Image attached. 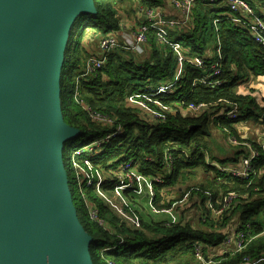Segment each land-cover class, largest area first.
Returning <instances> with one entry per match:
<instances>
[{
    "label": "trees",
    "instance_id": "1",
    "mask_svg": "<svg viewBox=\"0 0 264 264\" xmlns=\"http://www.w3.org/2000/svg\"><path fill=\"white\" fill-rule=\"evenodd\" d=\"M248 2L264 21V0ZM165 4V0H94V14L83 13L76 17L67 36L64 63L60 70V113L65 126L78 130L86 138L80 146L87 145L109 129L92 122L82 111L78 99L92 111L116 118L125 130L123 135L107 143L100 154L90 157L94 167L111 176L101 187L105 193L114 189L116 183L111 180L118 172L119 164L131 162L142 177L150 180L162 178L163 185L152 183L155 192L152 205L158 211H169L176 200L171 204H159L156 195L162 198L161 194L167 186L177 182L183 184L192 174L189 173L191 171L202 170L203 176L211 174L200 185L189 189L187 200L195 207L204 206L206 220H200L201 227L198 228L185 222L169 226L146 223L140 229H130L103 206L96 192L91 195V188L84 187L85 183H82L79 186L81 199L84 201L85 196L98 208L99 217L105 219L115 231L110 234L109 227L102 228L90 220L88 207H77L73 203L80 225L88 236H95L89 244L92 264H198L194 245L201 247L202 257L207 260L212 256L210 253L207 255V252L222 244L224 234L220 230L227 224H238L250 240L240 253L214 257V264H242L245 256L259 261L264 258V157L255 164L256 172L260 170L259 177L247 187L246 180H233L211 166L206 161L203 147L198 143L200 136H210L211 123L225 129L228 138L233 136L237 140L239 133L235 125L239 122L264 126V95L250 92L243 94L237 89L239 84L252 80L264 84V48L241 26L225 19L230 14L221 0L213 4L209 0H197L192 8V26L166 32L167 40H180L178 51L169 44L159 43L157 32L150 29L147 33L148 42L152 45L149 59L140 61L133 52L116 49L106 53V62L96 72L97 75L85 76L76 83L77 78L84 75L85 62L89 57L81 46L87 28L94 30L90 36L95 41L97 37L99 39L119 30L121 23H126L125 20L139 24L143 20L137 15L139 8L155 9L160 6L165 12ZM216 20L224 53L223 73L216 78L220 82L218 86L200 83L205 71L187 62L193 57L207 59L206 64L211 62L214 52L210 57L207 50L216 45L217 33L212 23ZM180 55L183 58L181 62ZM178 65L181 66L182 74L174 85L175 92L160 93L158 89L161 86L174 80ZM138 95L146 96L142 98L146 102V111L157 114L158 119L147 117L128 104L129 98L137 99ZM224 101L237 105V120L214 118ZM199 104L209 105V112L200 117L181 116V108ZM69 144L70 141L63 144L64 163L70 158L72 149L80 147L70 148ZM166 154L173 159V171L170 174L165 171ZM231 160L220 164L225 165ZM237 160L228 163L236 165ZM254 189H258V193H254ZM227 193L247 195L248 198L237 201L233 209L223 214L221 222H216L205 208V202L210 199L214 204ZM218 195L220 197L216 200ZM119 236L124 239L122 244H117Z\"/></svg>",
    "mask_w": 264,
    "mask_h": 264
},
{
    "label": "water",
    "instance_id": "2",
    "mask_svg": "<svg viewBox=\"0 0 264 264\" xmlns=\"http://www.w3.org/2000/svg\"><path fill=\"white\" fill-rule=\"evenodd\" d=\"M94 0H0V264H92L63 165L68 33Z\"/></svg>",
    "mask_w": 264,
    "mask_h": 264
},
{
    "label": "built area",
    "instance_id": "3",
    "mask_svg": "<svg viewBox=\"0 0 264 264\" xmlns=\"http://www.w3.org/2000/svg\"><path fill=\"white\" fill-rule=\"evenodd\" d=\"M165 2L179 13L177 18H165L162 13L163 9L160 6L155 9L139 8L137 10V15L139 18H143V20L139 24L132 22L130 26L131 35L134 38V43L130 49L134 53L138 52L140 54L142 51L140 50L141 45H146L148 43L147 33L150 31V29H153V31L157 32L156 36L159 40V43L162 42L169 44L173 50H178L177 45L167 43L166 32L175 31L191 25L193 20L192 8L197 0H165ZM209 2L213 4L216 2V0H209ZM221 3L228 9L230 14V17L225 16V19L229 20L233 24L241 26V28L251 35L256 43L260 44L264 48V21L255 13V11H253L248 0H221ZM124 29L126 28L123 27V23H121L119 30L110 32L99 38V49L103 57H88L84 66V75L78 77L76 83H78L80 78H84L85 76L92 74L97 75L96 72L101 70L104 66V63L106 62V53H108L112 48L119 46V40L122 38V36L124 37V35L122 33L119 34L118 32ZM124 47H127V45L124 44ZM181 61H183V58L180 55L179 62ZM206 61L207 59L204 60L201 57H193L187 60V62L195 68H200L205 71L200 83L206 85L215 84V86H218L220 82L216 81V78H218V76L223 73L222 67L224 61V53L222 52V46L219 38H217L213 61L209 64H206ZM181 71V66L179 65L176 69L174 80L161 86L158 91L160 93L164 92L167 94L175 92L174 85L179 81V78L182 74ZM142 98H146V96L138 95L137 99L129 98L132 103H129L128 101L127 102L130 106L141 111L142 114L144 113L147 117L149 116L150 118L158 119L159 117L157 114L148 113L146 111V102ZM77 101L82 108V111L87 114L92 122L98 123L103 127H107L109 131L102 135L103 139L100 141L92 140L91 142L87 143V145H82L78 148L72 149L73 151L70 154L69 164L70 167L75 171L78 188L82 183H85L84 187H90L94 190L98 189V198H104L101 187L108 178H111V176L108 172H103V170H99L98 167H94L90 161V157L100 154L103 147L107 143L118 136L123 135L125 130H123L116 118H112L106 114L102 115L100 113L94 112L88 108L87 105L85 106L79 99ZM209 110V105L206 104H199L197 106L189 105L188 107L181 108V116L200 117V115L204 114L205 112H209ZM238 115L239 109L237 108V105L228 101H224L214 118L221 117L223 119L237 120ZM247 125H251V123L239 122L235 125L236 130L239 133L238 140L233 136L228 138L231 145L243 146L247 149V151L239 156L236 165L228 163L215 168L219 170V173L226 174L233 180H246L248 182V187L251 185L250 183L260 175V170L259 172H256L255 164L261 157H264V126L263 124H257V126L251 125V128H248ZM166 158L165 171L166 173L170 174L173 171V159L169 154H166ZM217 181L219 182L220 180L217 179ZM111 182L116 183L114 184L113 189L114 196L122 197L124 194H126V192L139 193L142 188V183L145 182V177L139 175L136 168H134L132 163L129 162L125 165L119 166V170ZM149 182L158 185H163L164 183L161 177H157L152 180L148 179V183ZM256 192H258V189H254V193ZM84 197L85 196H83V199ZM154 198L155 192L150 188L149 199L153 201ZM247 198V195L239 196L235 193H227L214 204L210 199H207L205 202V208L210 211V217L213 220L216 222H221L224 213L233 209L236 206L237 201L247 200ZM187 200L188 194H185L180 202L179 207H183V203H186ZM88 204V215L90 220L102 228L109 227V225H107L106 222L99 217L98 208L94 207L90 202ZM129 206L132 213L139 212V209L136 208L133 203H129ZM197 210L199 213V221L201 220V222H205L206 213L204 212V206L198 205ZM152 212L158 214L164 213L165 210L158 212V210L154 208ZM118 213L121 216V222L124 225H126L125 223H129V225L132 226L131 229H140V224L138 223V219L136 217L128 214L126 215V213L121 210H119ZM247 227L249 226L247 225ZM109 231L110 234L115 233V231L110 229V227ZM220 232L224 234L223 242L220 245L224 249L222 255L228 254L233 256L237 253H240L246 247V242L250 240L247 239L246 234L238 224H227L224 228H222V230H220ZM123 242L124 239L119 236L117 244H122ZM231 244H234V250L230 249ZM194 246L195 257L197 261H200L199 264L215 263V255L209 256V258L206 260L204 257H202L201 247L198 245ZM242 260V264H253L255 261L247 256L243 257ZM109 264L116 263L109 262Z\"/></svg>",
    "mask_w": 264,
    "mask_h": 264
},
{
    "label": "crops",
    "instance_id": "4",
    "mask_svg": "<svg viewBox=\"0 0 264 264\" xmlns=\"http://www.w3.org/2000/svg\"><path fill=\"white\" fill-rule=\"evenodd\" d=\"M164 11L165 12H163V14L165 16H168L171 19L177 18L179 16L178 15L179 13L177 11H175L173 8H171L168 4H165ZM132 21L133 20H125L126 23L123 24V27H125L126 29L118 32L119 34L122 33L124 35V37L122 36V38L119 40V42H120L119 46L112 48L108 53H110L113 50L122 49V48L128 52H133L130 49L134 43V38L131 35V27H130ZM212 23H213V26L215 29V33H217V31H218L217 20L213 21ZM171 34H176V33L172 32ZM216 37L220 39L218 33H217ZM83 38L84 39L81 42V46L87 52L89 57L90 56H95L97 58L103 57V55L101 54L100 49H99L98 37L95 41H93V39L89 35L87 37L83 36ZM166 41H167V43H170V44L172 43V44L177 45V48L179 50V47L181 45L180 40L175 39L172 41L170 38L168 40L166 39ZM220 42H221V40H220ZM216 43H217V40H216L215 44ZM124 44L127 45V47H124ZM215 47H216V45L214 47L208 48L207 52H210V57H212L211 54H213V52L215 53ZM140 50H142L140 54L138 52H136L137 54L133 52L140 59V61L149 59L151 57V55H152L151 54L152 53L151 43L148 42L146 45L145 44L141 45ZM177 53H179V52H177ZM213 58H212L211 62L213 61ZM178 66H177V68H178ZM128 102L132 103L130 101V99L128 100ZM203 138H205V137L200 136V138H198V143L201 144V146L203 147L204 153L207 157L206 161L208 163H210L211 166H214V167L220 166L221 165L220 162H224V161H226L228 159H232V158L233 159L231 161H228V162L235 163L237 160V157L239 158V156L242 153H245L247 151V149L243 146H234L236 149L233 150L231 147L226 146L222 140V143H220V142L219 143L223 147V153L226 157L225 156L221 157L222 154L219 151H217V152H215V155H218V157L208 159L207 152L211 151V149L213 147L209 148L207 151L205 146L209 147L210 145L205 144V142H204L205 140L203 141ZM214 144H218V142H216L214 140ZM231 146H233V145H231ZM215 162H217V164ZM228 162H226L225 164H228ZM148 179L149 178L145 177V182L142 183V185H141L142 188H141V191L139 193H128V192H126V194H124L122 197H115L113 194V190L109 191L107 193L102 191L104 198H100V199L103 202V206H105L106 209L108 208V210L110 212H112L113 214L117 215V217L120 220H122V219L118 213L119 210L124 211L126 213V215L128 214V215H132V216L136 217L138 219V223L140 224V228L142 227V224L145 225L146 223L161 224V225L165 226V225L180 224V223L184 224L185 222H187V223L190 222V224L194 228L201 227L200 223H199V213L197 210L198 206L195 207L194 205L188 204L187 202L183 203V206L184 207L187 206L186 210L189 213L183 212L182 215H178L177 211L172 213L171 211L168 212L167 210H165L164 213H158V214L153 213L152 210L155 207H154V205H152V200L149 199V191H150V188L153 190V186H152V183H150V182L148 183ZM95 192H96V194H98L99 190L97 189V190H95ZM169 192H171V188L167 187V189L164 190V192L162 193L163 201L164 200H170L172 198L171 196H169ZM165 193L168 194L167 197H165ZM256 193H258V192H256ZM219 197H220V195L216 196V198H219ZM195 200H197V199H195ZM129 203H133L134 206H136V208L139 209V212L132 213L130 210ZM158 212H160V211H158ZM149 218L151 221L149 220ZM103 220L106 222L107 225H109L110 229L113 230L112 226L105 219H103ZM125 224L128 228H130V229L132 228V226H130L129 223H125ZM262 233L264 234V231ZM230 249L234 250V244L230 245ZM223 252H224V249H223V247L220 246L216 249L208 251L207 255H209V253H210V255H215L216 257L217 256L221 257ZM253 264H264V258L260 259L259 261H254Z\"/></svg>",
    "mask_w": 264,
    "mask_h": 264
},
{
    "label": "rangeland",
    "instance_id": "5",
    "mask_svg": "<svg viewBox=\"0 0 264 264\" xmlns=\"http://www.w3.org/2000/svg\"><path fill=\"white\" fill-rule=\"evenodd\" d=\"M190 26H192V25H190ZM93 32H94V30H91V29L87 28L85 30L84 37H87L88 35L90 36ZM237 89H238V91L240 89L241 93H243V94H246V93H249V92L250 93H254V94L257 93L258 96L260 94H264V84L259 82L258 80H252L250 83H247V82L246 83H241V84H239L237 86ZM247 127L251 128V125H247ZM210 128H211L210 136L203 138V141L205 140L204 141L205 144L210 145L209 147L205 146L207 151H208L209 148L213 147L211 149V151L207 152L208 159L218 157V155H215V152H217V151H219L222 154L221 157L225 156L224 153H223V147L220 145V143H222V140H223V142L225 143L226 146L231 147L233 150L236 149L234 146L230 145V143L228 141V136L225 134V129L220 128V127L218 128L217 126L212 125V123L210 124ZM85 139L86 138L81 136V135L80 136H76L70 141L69 147L70 148L78 147L85 141ZM102 139H103L102 136H97V137L93 138V141H100ZM214 140L216 142H218V144H214ZM215 163L217 164V162H215ZM63 165H64V170H66V172H67L68 188H70L71 193H72V196H71L72 203H74L77 207L79 205H81V206L83 205L85 207H88L89 200L86 197H84V201H83L81 199V197H80L79 188L77 186L76 174H75V171L70 167L69 158L67 159V161H65V163L63 161ZM120 165H122V163H120L119 166ZM189 173H192V174L190 175V177H188V179L183 184H180L179 182H177L174 185L167 186V187L171 188V192H169V196H171L172 198L170 200H164L163 201L162 198H160V197H158L156 195V202H158L159 204H164V203L171 204L173 202V200H176L173 208L171 210H169V211H171L172 213L177 211L178 215H182L183 212L187 213L188 212L186 210L187 206L179 207L180 202L183 199V196L185 194H188V197H189V193H190L189 189L190 188H195V186L198 185V184L200 185L201 182L204 181V179L210 178L212 176L211 174L208 175V176H203L202 170L191 171ZM166 189L167 188H165V190ZM90 194L91 195H93V194L95 195V191H94L93 188H91ZM167 196H168V194L165 193V197H167ZM216 200H217V198H216ZM149 220H150V218H149ZM180 224H182V223H180ZM90 237L92 238V237H95V236H90ZM199 263H200V261H198V264Z\"/></svg>",
    "mask_w": 264,
    "mask_h": 264
}]
</instances>
